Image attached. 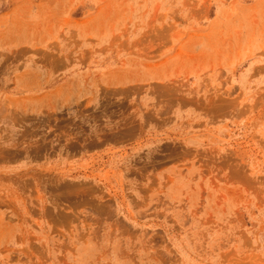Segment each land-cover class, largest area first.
Masks as SVG:
<instances>
[{
  "label": "rangeland",
  "instance_id": "obj_1",
  "mask_svg": "<svg viewBox=\"0 0 264 264\" xmlns=\"http://www.w3.org/2000/svg\"><path fill=\"white\" fill-rule=\"evenodd\" d=\"M0 264H264V0H0Z\"/></svg>",
  "mask_w": 264,
  "mask_h": 264
}]
</instances>
